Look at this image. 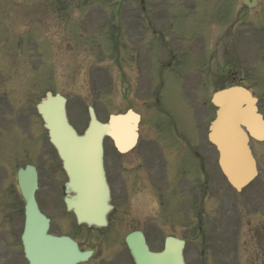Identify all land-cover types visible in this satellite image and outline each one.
I'll list each match as a JSON object with an SVG mask.
<instances>
[{
    "label": "flooded vegetation",
    "instance_id": "obj_1",
    "mask_svg": "<svg viewBox=\"0 0 264 264\" xmlns=\"http://www.w3.org/2000/svg\"><path fill=\"white\" fill-rule=\"evenodd\" d=\"M180 1L183 6L191 7L195 0ZM203 1L198 2L201 4ZM256 7H259V2ZM141 10L143 13L135 10L125 14L115 9L110 11V15L106 9L100 11L102 25L109 24L114 30L111 41L115 40L112 43L117 51L116 60H112L115 79H112L113 75L109 78L102 75V79L97 70L91 71L89 48L83 41L80 45L82 52L75 60H71L74 47L69 42L63 45V49L68 45L67 52L58 47L54 52V93L65 97L67 112L71 110V96H75L77 102H88L87 107L91 105L92 93L101 89V85L95 84L98 85L99 81L103 84L104 80L105 92L111 95L100 104V109L107 113L100 120L106 122L109 115H124L128 111L136 115V137L128 148H117L110 137L103 138L102 164L111 208L107 225L97 231L99 239L89 234L82 239L74 238L81 252H91L86 261L78 264H133L125 238L136 232L142 234L153 252L161 250L168 237L182 241L186 264H237L225 252H216L215 249L220 245L218 241L224 229L229 230L230 227L225 226L227 216L221 205L232 197L220 187L218 153L209 142L207 133L216 113L211 102L215 92L240 85L256 97L246 81L247 64L243 67L239 63L240 56L234 41L223 42L228 47L222 48L226 50V57H222L225 54L223 50L220 52L221 63L212 56L196 59L178 55L175 45L170 46L164 40L169 34L166 27L157 30L160 29V16L155 15V10H146L143 6ZM40 22L48 29L52 24L54 33L57 32L59 22ZM239 34L246 42L243 48L240 46L242 53L248 55V40L242 32ZM157 38L160 39L157 41ZM122 47L127 51L125 56L119 53ZM144 47L149 49L148 59L141 56ZM178 48L185 55L184 49ZM193 74L194 79H188ZM199 99L202 102L194 104ZM6 119V113L0 111V120L5 122ZM35 168L39 176L41 169ZM221 199L223 202L220 204ZM38 207L49 219V231L53 216L60 209L59 202L49 197L43 208L39 203ZM17 213L20 215V208ZM206 221L210 222L211 228ZM109 230L110 233L105 234ZM50 232L70 236L67 230ZM242 238L250 252L243 261L240 258V264H264V222L250 218L243 228ZM189 243L193 245L189 246ZM206 251L213 253L207 260ZM193 252L195 257L198 253L199 260L189 263Z\"/></svg>",
    "mask_w": 264,
    "mask_h": 264
},
{
    "label": "rangeland",
    "instance_id": "obj_2",
    "mask_svg": "<svg viewBox=\"0 0 264 264\" xmlns=\"http://www.w3.org/2000/svg\"><path fill=\"white\" fill-rule=\"evenodd\" d=\"M198 1L195 0L191 7L183 6L184 3H181L180 0H143L142 5L146 10H155L156 16L158 15L157 11L160 10V29L157 30H163L166 27L165 30L169 34L164 40L170 46L175 45L174 48H177L178 55L184 58L201 59V57L212 56L218 58V63H221L222 57L227 56L226 50L222 48L223 46L228 47V44H223V42L234 41L240 56L239 63L243 67L247 64L246 81L256 93L260 101L258 102L259 111L264 117V0H259V8L250 12H246L242 7L241 0H200L206 3L205 6ZM5 3L4 0H0V110H6L7 116L5 122L0 120V264H26L20 243L21 222L17 213V209L21 207V201L20 206L17 205L13 189L15 169L23 166L24 163L38 164L41 169L39 178L41 187L37 191L40 204L48 192L52 194V190L49 188L54 182L62 179L60 170L45 171V167L49 168L51 164L46 157L48 152V149H45L48 145L47 136L46 131L41 127L42 121L34 106L45 91L55 90L54 52L57 47L67 52L68 45L65 49H63V45L69 42L74 47L71 60H75L82 52L80 45L83 41L89 48L91 71H99L97 74H100L101 78L102 75L105 78L113 75L112 79H115L116 70L112 66V60H116L117 51L111 41L114 30L109 24L102 25L97 12L103 11V9L115 10L118 6L125 14H131L132 11H140L141 5L138 0H48L49 7L51 5V15L57 11L62 13L56 18L53 17L56 22H59L58 34L52 35L50 29L49 33L43 36L37 29L25 30L19 23L14 24L15 21L11 23L7 17H3L1 6ZM168 11L171 13L169 14ZM18 22L24 21L21 19ZM105 23L107 22L105 21ZM240 32L248 40L246 48L248 55L243 54L240 48V46L243 48L246 43L243 41L242 35L240 36ZM82 37L83 39H81ZM178 47L184 49L185 55L183 50ZM222 50L225 54L221 57ZM119 53H123L125 56L127 51L122 47ZM149 54L148 47H144L141 56L148 59ZM102 70H107V72ZM189 73L192 71L189 70ZM97 78L99 81L98 76ZM188 79H194V74ZM100 85L102 90L99 89L92 93L93 103L91 106L94 107L96 117L105 118L107 113L100 109V104L111 94L105 92L104 80L103 84H100V81L98 85L95 84L98 87ZM1 96H3V100ZM74 98L75 96L70 97L71 107L69 109L71 110L68 117L70 123L81 132L88 122L86 111L88 102H77ZM201 102V99L195 100L194 104ZM73 106L76 107L75 110ZM41 145H43V152ZM253 149L254 154L256 156L258 154L259 173L246 188L242 189L241 193L234 195L233 202L229 200L221 205L228 215L224 221L225 226L230 227L229 230L224 229V233L218 241L220 245L215 246L216 252H225L237 264H240V258L243 261L244 258L249 257L248 245L243 243L241 238L246 222L250 218L264 222V143L254 146ZM39 153H43L45 159H40L42 156L40 157ZM219 181L220 187L224 188L227 195L230 196V193L233 192L232 189L229 190V193L221 176ZM53 195L60 202V193L58 195L55 192ZM246 197L247 199H244ZM222 202L223 199L220 200V204ZM228 203L233 204L234 208L239 206L243 212H231L232 208ZM41 207H44V202ZM63 215L61 212L60 215L53 216L54 224H57L59 229L65 231L69 229L76 239H82L86 234L100 238L96 229L88 230L84 225L77 226L71 216ZM57 218L63 225L56 220ZM206 224L211 228L209 221H206ZM108 233L110 230L105 234ZM240 240L242 246L238 252ZM192 245L189 243V246ZM244 246L245 249H243ZM195 255L193 252L189 256V262L195 261L192 258ZM209 255L213 256V253L206 251L205 260L210 259Z\"/></svg>",
    "mask_w": 264,
    "mask_h": 264
},
{
    "label": "water",
    "instance_id": "obj_3",
    "mask_svg": "<svg viewBox=\"0 0 264 264\" xmlns=\"http://www.w3.org/2000/svg\"><path fill=\"white\" fill-rule=\"evenodd\" d=\"M254 4L252 0L248 6ZM213 102L218 110L210 126L209 139L219 151V165L228 182L240 190L256 175L247 135L263 139L264 121L256 112L255 98L244 88L222 90L213 97ZM37 111L68 178L63 185L66 208L74 213L78 223L100 227L105 223L108 210L101 140L105 134L115 141L121 136L128 138L134 128L126 120L123 129L119 128L117 116H111L108 124H102L91 113L88 127L77 135L67 122L64 99L50 93L37 104ZM17 180L25 201L22 242L29 264H74L83 260L85 255L77 251L74 242L46 235V220L34 200L35 174L28 169L19 170ZM133 235H129L126 242L135 264H184L181 242L166 240L163 251L151 253L144 241Z\"/></svg>",
    "mask_w": 264,
    "mask_h": 264
}]
</instances>
